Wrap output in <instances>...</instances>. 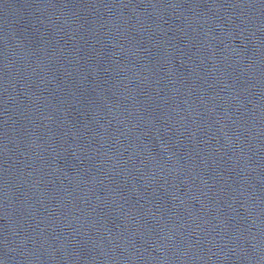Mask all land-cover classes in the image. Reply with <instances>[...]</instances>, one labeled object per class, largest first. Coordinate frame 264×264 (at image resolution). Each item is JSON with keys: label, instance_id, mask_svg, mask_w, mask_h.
I'll return each mask as SVG.
<instances>
[{"label": "water", "instance_id": "95a60500", "mask_svg": "<svg viewBox=\"0 0 264 264\" xmlns=\"http://www.w3.org/2000/svg\"><path fill=\"white\" fill-rule=\"evenodd\" d=\"M0 264H264V0H0Z\"/></svg>", "mask_w": 264, "mask_h": 264}]
</instances>
